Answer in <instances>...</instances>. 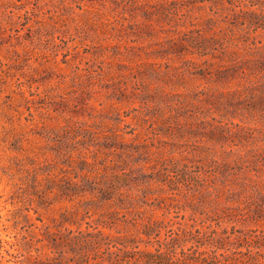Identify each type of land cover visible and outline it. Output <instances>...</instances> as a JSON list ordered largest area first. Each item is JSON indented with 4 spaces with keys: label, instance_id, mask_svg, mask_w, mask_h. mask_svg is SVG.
<instances>
[{
    "label": "rangeland",
    "instance_id": "374dc122",
    "mask_svg": "<svg viewBox=\"0 0 264 264\" xmlns=\"http://www.w3.org/2000/svg\"><path fill=\"white\" fill-rule=\"evenodd\" d=\"M185 13L169 0H0V264H38L30 230L46 226L134 233L145 239L141 250L161 247L172 257L199 249L217 261L241 245V229L264 233V218L243 226L225 212L210 214L221 204L242 214L252 207L247 193L228 191L238 189L241 167L257 173L251 161L264 152V87L237 92L236 79L207 69L227 63L221 57L257 53L229 43L230 54L221 45L206 50L197 32L187 51L172 52L168 39L188 22ZM229 161L223 179L218 163ZM119 181L130 186L106 190ZM35 187L53 203L39 205ZM149 221L167 228L147 240ZM88 248L82 264L125 256L113 243ZM74 256L55 262L74 264Z\"/></svg>",
    "mask_w": 264,
    "mask_h": 264
},
{
    "label": "trees",
    "instance_id": "16d2710c",
    "mask_svg": "<svg viewBox=\"0 0 264 264\" xmlns=\"http://www.w3.org/2000/svg\"><path fill=\"white\" fill-rule=\"evenodd\" d=\"M169 5L177 11L186 10L185 16L186 21H188L183 23V26H178L177 29L171 30L173 35L168 39V42H170V50L172 52L178 53L187 51L186 44L195 32L199 33L202 39L204 38L207 45H203V48L206 50L209 47L216 50L213 46L221 45V49L223 50L221 51L222 54H230V46L226 43L233 45L234 49L254 48L255 51L253 52H256L257 55H251L243 59L231 57V61L221 57L220 60L227 61V63L222 64L217 61H211L215 65L221 66L217 67L215 70L209 67L207 70H210L208 71L209 74H215L220 80L236 79L239 86L243 87L236 89L237 92H242L247 89V87H264V40L259 39L262 35L259 30L264 28V0H169ZM197 19L200 20L195 22ZM214 26L219 27L221 30L220 32L223 34L219 36L218 39L213 35L207 36V31ZM252 27H254L253 30ZM258 99L264 102V95L258 97ZM230 163L231 161L227 164H223L222 162L218 163L219 167H223L219 169L221 178L225 179L230 175ZM237 163L243 164L238 161ZM251 164L257 167V169H255L257 173L255 175H250L249 173L251 170L249 172L247 171L248 165L241 167L244 168L246 174L240 179L237 189L239 193H237V190L228 191L232 195L247 193V202L249 206H252L250 211L246 214L237 213L239 209H244L241 207L233 208L222 206L221 204L220 208L219 205H217L215 210L211 209L210 214H214L218 218L222 217V214L225 212L229 217L228 221L242 222L241 224L243 226H249L247 223L250 222V219L264 218V177L262 176L264 172V152L256 151L253 154ZM120 181L117 184L113 183L106 190L112 191L115 188L122 189L125 186H130L127 183H125V185H120ZM31 188L30 186V189ZM24 191L27 192V190ZM33 193L40 199L38 201L39 205H43L44 203L51 205L53 203L52 201H46L44 191L41 190L39 192L35 187ZM206 194L211 195V192H207L206 190L201 191L202 196H206ZM214 198H219V195L215 194ZM259 200H261L262 203H259ZM32 202L33 200L30 198L29 205H31ZM31 209V206L26 207L27 211ZM35 211L37 212V209H35ZM207 216L212 219L210 215ZM25 219L27 222V230L29 231L30 227L34 226L35 223H29L30 218L28 214L25 215ZM114 220L115 218L113 217L110 222L115 223ZM107 221L108 219H105L102 222L106 224ZM132 221L134 225L137 223L135 219H132ZM162 228H167V225H162V222L151 224V221H149L144 225L141 234L147 236V240H149L152 234H157ZM30 232L31 239L29 238V241L38 245L40 244L35 248L38 254L34 257V260H37L36 263L38 264H56L55 261L62 260L66 252L69 251L75 254L71 262H75L74 264H82L85 262V259L88 258V247L96 243L101 244L102 242L108 245L113 243L119 253L125 254L123 257L118 254L114 262H110V264H132L131 262L133 261L141 262V264H264V233H256L249 228L241 229L240 237L243 240L241 245H237L234 250L228 249L227 252L224 253L227 255L224 261H217L218 257L214 258L207 256L206 251H199V249H195L191 253L184 252L179 256L177 253H174L172 257H167L168 253L162 251L161 247L156 248L155 251L141 250L139 248V243L143 242L145 239L135 236L134 233L130 238L128 236L114 238V236L110 234L104 235L102 231L94 233L89 231V229L80 230L77 234L74 232L65 234L60 231L54 232L50 230L48 226L45 228L41 227V232L40 228L39 231L32 232V230H30ZM38 232H40V236H36ZM101 235V240H98ZM229 243L232 242L229 241ZM76 246H80L81 250L83 249L80 256H78L75 249ZM65 247L69 249L66 250ZM242 247H244L245 250L240 249ZM48 252L54 254V256L51 257ZM56 253H58L57 257H55Z\"/></svg>",
    "mask_w": 264,
    "mask_h": 264
}]
</instances>
